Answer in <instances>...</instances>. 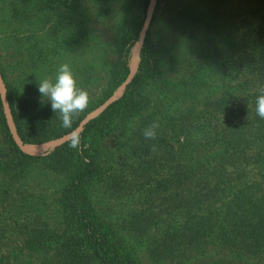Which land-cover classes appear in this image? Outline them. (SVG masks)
Segmentation results:
<instances>
[{
	"label": "trees",
	"instance_id": "obj_1",
	"mask_svg": "<svg viewBox=\"0 0 264 264\" xmlns=\"http://www.w3.org/2000/svg\"><path fill=\"white\" fill-rule=\"evenodd\" d=\"M8 1L0 0V25L13 18L25 23L32 10L44 22L46 11L53 15L65 4L87 14L90 4L100 3L102 11L118 13L113 25L91 28L90 47L104 54L99 67L107 81L93 103L105 101L127 77L149 0ZM200 3L187 9V24L197 28L187 33V51L197 57L187 58V77L175 74L173 46L158 47L153 25L163 9L157 0L132 80L74 137L76 148L71 139L45 154L22 152L0 98V264H139L138 254L163 259L180 246L186 247L181 256L187 254L177 264H264V119L256 113L264 89V0ZM232 14L235 33L227 29ZM69 42L58 36L48 49L57 52ZM31 46L39 48L31 55L41 53L38 41ZM17 54L13 45L6 56L12 66L22 64ZM0 72L24 144L70 132L95 107L63 127L51 102L25 80L24 68L9 80ZM153 123L156 137L146 139L144 129ZM38 166L53 175L52 190L14 197L23 193L14 177ZM167 192L168 210L153 212L155 199ZM113 193L136 195L135 206L100 212L101 199ZM11 238L16 243L9 245ZM152 238L166 250L158 253Z\"/></svg>",
	"mask_w": 264,
	"mask_h": 264
},
{
	"label": "rangeland",
	"instance_id": "obj_2",
	"mask_svg": "<svg viewBox=\"0 0 264 264\" xmlns=\"http://www.w3.org/2000/svg\"><path fill=\"white\" fill-rule=\"evenodd\" d=\"M95 1L97 2L98 0ZM8 2L9 1L6 0L3 5L7 6ZM200 2L201 0H160V9H163V12L158 15L156 22L153 25L154 29L158 30L156 40L159 43L158 47L160 49H164L170 44L173 46L172 51L175 53V60L178 58V63L176 64L174 71L178 76L187 77V58L190 57V52L187 51V33L189 31H197L196 27L189 23L187 24V9L203 7ZM89 6H91L90 10H87V14H84L85 12L80 10V8H72L71 11H69V5L65 4L62 10L54 9L52 11L53 15L46 11V13H44V20L46 21L44 22H39L34 10L28 14L26 11L23 12V14L22 12H18L19 15L27 14L28 18L25 23L20 20L15 21L13 18L8 22L1 24L0 71H2L9 80L10 74L12 78H15L16 76L21 75V69L24 68L25 74L27 75L25 80L29 82L32 87L38 88L39 80H42L43 78L54 79L59 65L65 62L69 63L75 73L78 86L89 92L90 101L88 106L93 104L95 105L93 109H95L99 104L96 106V102H93L99 96L101 89L106 87L107 81L106 77L102 78L104 71L99 67L103 61L104 54L101 51L94 50V48L90 47L94 43L93 39H89V37H92L91 28L94 29V33L96 26H98V29L103 30L107 27L106 24L109 26L113 25L117 20L118 13H113L111 10L102 11L103 7L100 6V3H93V5L90 4ZM105 7H107L106 4ZM4 11L7 16L11 14L10 9H4ZM233 23H239L238 18L234 14L231 15V21L227 29L229 32L235 33L236 28L233 26ZM58 36L70 38L68 48L61 47L60 51L57 52L56 50H49L48 45L52 44V40ZM11 38L15 43H13ZM37 41L42 49L40 50L41 53L31 55L39 50L37 46H31L33 42ZM86 43H89V45H86ZM13 45H16V50L18 51L17 58L22 60V64L12 66L13 59H11L12 61H8V57H6L7 53L13 49ZM26 46H28L27 50H25ZM29 46L33 48L29 49ZM136 50L137 44L135 43L131 49L129 66L133 65ZM196 58L194 52L193 57H190V59L194 61ZM235 82V80H231V84H235ZM116 89L117 87L112 89L110 95ZM93 109L89 110L85 115ZM48 145L49 142L31 145L30 149L40 153L44 152L48 148ZM23 175L24 174H21L19 179H15L14 177L16 182L20 181V183H16L14 188L20 184L21 190L23 191L22 194H16L14 197L19 198L20 196H29V192L31 191H33V194H38L40 190L46 189L49 192L55 184V181H52L54 180L53 175H49L46 169L39 166L32 168L25 173L24 176ZM169 194L170 193L167 192L164 196L155 199L153 212L160 214L168 210L171 194L170 199L166 197H169ZM131 196L132 194L118 195L113 193L105 200L101 199V202L98 205L100 212L113 213L115 215L127 213L135 206L134 200H136V195L134 197ZM154 197L155 195L152 196V199H154ZM53 214L54 212L51 213V216L46 215L50 218L54 217ZM43 218H45L44 215L40 217V220ZM177 219H179V217L176 218V222H178ZM150 236L155 237V234L152 233ZM154 240L155 239L152 238L150 244H152ZM11 242L13 243L8 244L12 245L16 243L14 238H11ZM153 247L158 253H162L166 250V248L160 245L158 241L153 243ZM185 248V246H180L175 249H168L165 252L166 256H164L163 259L156 258L151 251L144 252L143 254L136 255L138 256L137 261H139V264H177L178 260L184 258L183 256L187 254V251H185L184 255L181 256Z\"/></svg>",
	"mask_w": 264,
	"mask_h": 264
},
{
	"label": "clouds",
	"instance_id": "obj_3",
	"mask_svg": "<svg viewBox=\"0 0 264 264\" xmlns=\"http://www.w3.org/2000/svg\"><path fill=\"white\" fill-rule=\"evenodd\" d=\"M38 91L42 97L51 102V108L60 114L63 127H71L72 118L79 112L84 111L89 104V92L78 86L75 73L69 63H61L53 78L39 80ZM256 113L264 119V89L256 99ZM157 123H153L144 129L143 135L146 139H155ZM71 147L79 146L78 138H73ZM155 151V146H153Z\"/></svg>",
	"mask_w": 264,
	"mask_h": 264
},
{
	"label": "water",
	"instance_id": "obj_4",
	"mask_svg": "<svg viewBox=\"0 0 264 264\" xmlns=\"http://www.w3.org/2000/svg\"><path fill=\"white\" fill-rule=\"evenodd\" d=\"M156 2L157 0H149L147 8H146V13H145V18L141 27V30L139 32V39L137 41V50L135 52V59L133 62V65L130 66V70L129 73L127 75V77L125 78V80L117 87V89L105 100L103 101L101 104H99V106H97L95 109H93L91 112H89L88 114H86L78 123V125L72 129L70 132L65 133L64 135L55 138L51 141H49V145L48 148H54L57 146H60L61 144H63L64 142L73 139L74 137H76L77 135H79L81 133V131L84 128V125L93 117H95L96 115H98L108 104H110L114 99H116L121 93L122 91L125 89L126 85L132 80L136 70H137V63L139 61V53H140V44L143 42L144 37L146 35V31L151 23L153 14H154V10H155V6H156ZM0 98H1V103H2V108H3V114L5 117V121H6V125L8 127V130L11 134V137L13 139V141L15 142V144L18 146V148L27 154H45L47 153V149L44 152H40L37 153L33 150L30 149V144H24L21 140V138L19 137V134L17 132L16 129V125L13 121V117L11 114V110L8 104V100L5 96V87H4V81L2 78V75L0 73Z\"/></svg>",
	"mask_w": 264,
	"mask_h": 264
}]
</instances>
